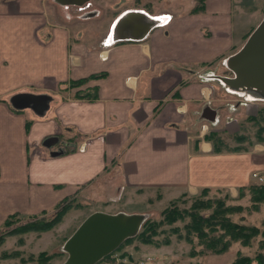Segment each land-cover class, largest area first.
Returning a JSON list of instances; mask_svg holds the SVG:
<instances>
[{
	"label": "crops",
	"instance_id": "0c3cea01",
	"mask_svg": "<svg viewBox=\"0 0 264 264\" xmlns=\"http://www.w3.org/2000/svg\"><path fill=\"white\" fill-rule=\"evenodd\" d=\"M100 1L0 0V224L84 194L110 213L140 191L235 198L252 172L264 183V135L220 152L205 137L244 135L264 106L227 105L210 83L221 75L200 77L243 41L232 34L239 0L198 10L197 0H129L98 28ZM89 89L94 98L75 96Z\"/></svg>",
	"mask_w": 264,
	"mask_h": 264
},
{
	"label": "rangeland",
	"instance_id": "374dc122",
	"mask_svg": "<svg viewBox=\"0 0 264 264\" xmlns=\"http://www.w3.org/2000/svg\"><path fill=\"white\" fill-rule=\"evenodd\" d=\"M127 1L129 0L100 1L97 6L101 14L98 11L99 16L94 18L96 21L100 20L96 22L97 27L100 28L102 26L105 28L102 18L109 16V9L115 8V4L119 6ZM130 1L132 4L135 3L134 0ZM238 2L241 3V7L233 13L232 34L235 43L242 35L244 36L243 41L239 40V42L233 44L232 51L226 53L222 59H219V62H216L215 66H212L213 68L210 72L201 73L203 74L200 76L202 79L209 78V74L211 73L219 74L224 78H231L232 73L227 70L224 59L226 61L241 47L240 43L241 45L244 43L264 16V0H239ZM90 6L84 7L85 12L95 13V10H92ZM89 24L92 25L88 26H95V21ZM210 80V83L213 85V92L220 98L227 99V105H232L238 97L241 103L247 102V104H250L253 102V99L260 98L257 97L258 95H264V90L255 88L247 90L243 88L231 89L221 80ZM260 102H264V100ZM249 123L244 124V126L249 125V127L244 129V135L247 138L245 141L236 143L233 138H227L226 144H229L231 147L242 145L245 147L244 149H248L247 142L250 140L256 141V138L253 136L255 128L252 123ZM251 178L254 179L251 183L264 184L263 179L255 172L251 173ZM259 178L262 180H259ZM201 189L192 194L181 193L173 197H166L161 193L160 189L140 191L139 193L136 192L138 195L135 197L126 200L125 206H121L118 201L114 203V208H111L112 211H109L110 213L118 209H125L128 212L135 211L136 213L126 214L141 215L143 218L142 225L145 220L159 221L162 211L170 205H176L179 208L188 210L195 198L199 200L221 199L222 196H226L228 200H225V205L231 204L242 208L239 214L231 216L232 219L244 226H253L259 229V232L249 239L248 244L242 245L240 242H234L221 254L198 252L200 248L197 246L195 239H193V245L184 240L183 231L181 230L183 223L177 220L170 225L159 224L157 235L152 238L151 243H141L136 239H131L126 243L122 241L117 250L102 260L100 259L96 264H234L237 254L253 259L257 253L261 252V244L264 243V234L261 233V231H264V201L258 205L252 204L249 192L246 189L241 192V188L238 189L235 198H230L222 190L207 188L204 193H201ZM89 195L84 194L82 197L76 198L75 204L78 206L75 207L74 205V207L69 208L62 215L61 219L47 230L21 232V227H15V229L13 227L16 224H23L24 221L31 217L48 218L54 212L55 206L49 210H42L35 214H17V216L12 217L7 222L6 226L2 225L3 220L0 224V264H61L66 257V253L62 251V244L65 239L87 215L101 206L99 202H96ZM141 225L138 231L141 230ZM173 227L177 228L176 232L171 230ZM164 240H167L166 244ZM191 250L194 251V255L190 254ZM243 263H245V260H243ZM247 264H257V262L250 260ZM261 264H264V260Z\"/></svg>",
	"mask_w": 264,
	"mask_h": 264
},
{
	"label": "trees",
	"instance_id": "16d2710c",
	"mask_svg": "<svg viewBox=\"0 0 264 264\" xmlns=\"http://www.w3.org/2000/svg\"><path fill=\"white\" fill-rule=\"evenodd\" d=\"M201 4L202 0H197L195 9L198 10L201 7ZM92 77H97V75H90L88 78L70 81L69 85L72 87L79 86ZM75 96L94 98L95 92L94 89L77 91ZM246 119L248 122L252 123L255 128L253 132V136L256 138L255 140L263 142L264 106L260 107L256 113L248 116ZM205 137L210 140L214 152H220L222 150H240L245 148L240 145L236 147H228L225 139L215 131H210L208 135H205ZM246 139V135H240L233 138L236 143H240ZM253 142V140L248 141V146H250ZM244 189L249 192V198L252 204L258 205L264 201V184L250 183L241 187L240 191L243 192ZM206 190L207 188H202L200 192L204 193ZM75 200L76 199L74 197L63 198L55 205L53 209L54 212L48 218L41 219L31 217L30 219L24 221L23 224L14 225L13 228L15 229V227H21V232L29 230H47L57 223L69 208L74 207V205L75 207L78 206L75 204ZM225 200H228L226 196H222L221 199L199 200L195 198L188 210L185 208H179L176 205H170L162 211L161 219H159V221L145 220L141 225V230H139L134 236L124 239L123 243H126L131 239H136L141 243H151L152 238L157 235V228L159 224L170 225L179 220L183 223L181 230L183 231L184 240L193 245L192 242L193 239H195L197 246L200 248V251L198 252L221 254L225 252L234 242H240L242 245H246L249 243V239L259 232V229H256L253 226H244L234 221L231 216L239 214L242 208L231 204L225 205ZM14 216H17V213L8 215L2 222V225L6 226L7 222ZM171 230L176 232L177 228L173 227ZM261 233L264 234V231H261ZM164 243L166 244L167 240H164ZM260 250L261 252L257 253L253 259L239 256L237 254L234 264H247L250 260L256 261L257 264H261L264 260V243L261 244ZM191 251L192 252L190 254L194 255V251ZM243 260H245V263H243Z\"/></svg>",
	"mask_w": 264,
	"mask_h": 264
},
{
	"label": "water",
	"instance_id": "95a60500",
	"mask_svg": "<svg viewBox=\"0 0 264 264\" xmlns=\"http://www.w3.org/2000/svg\"><path fill=\"white\" fill-rule=\"evenodd\" d=\"M231 78L219 77L231 89L264 90V16L241 47L225 62ZM257 97L264 98V95ZM143 221L139 214L94 211L87 215L62 244L61 264H95L134 236Z\"/></svg>",
	"mask_w": 264,
	"mask_h": 264
},
{
	"label": "bare ground",
	"instance_id": "6f19581e",
	"mask_svg": "<svg viewBox=\"0 0 264 264\" xmlns=\"http://www.w3.org/2000/svg\"><path fill=\"white\" fill-rule=\"evenodd\" d=\"M136 28H138V29L136 30V32H135L136 35H138L139 32L142 31V30L144 29L142 26H138V27H136Z\"/></svg>",
	"mask_w": 264,
	"mask_h": 264
},
{
	"label": "built area",
	"instance_id": "2783aa9c",
	"mask_svg": "<svg viewBox=\"0 0 264 264\" xmlns=\"http://www.w3.org/2000/svg\"><path fill=\"white\" fill-rule=\"evenodd\" d=\"M259 180H262L261 178H259Z\"/></svg>",
	"mask_w": 264,
	"mask_h": 264
}]
</instances>
